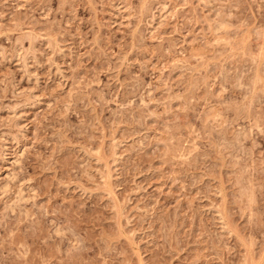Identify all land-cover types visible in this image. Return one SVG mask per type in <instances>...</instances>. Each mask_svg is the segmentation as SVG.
I'll use <instances>...</instances> for the list:
<instances>
[{
	"label": "rangeland",
	"instance_id": "374dc122",
	"mask_svg": "<svg viewBox=\"0 0 264 264\" xmlns=\"http://www.w3.org/2000/svg\"><path fill=\"white\" fill-rule=\"evenodd\" d=\"M0 264H264V0H0Z\"/></svg>",
	"mask_w": 264,
	"mask_h": 264
},
{
	"label": "bare ground",
	"instance_id": "6f19581e",
	"mask_svg": "<svg viewBox=\"0 0 264 264\" xmlns=\"http://www.w3.org/2000/svg\"><path fill=\"white\" fill-rule=\"evenodd\" d=\"M220 26H221V25H219V26H218V24H217V26H216V27H218V29H219V28H220ZM224 26H225V25H224ZM216 29H217V28H216ZM218 29H217V30H218ZM221 29H224V28L222 27ZM219 30H220V29H219ZM19 197H21V196H19ZM57 230H58V229H57ZM57 230H56V231H57ZM59 230H61V229H59ZM58 232H60V231H58ZM58 232H56V233H58ZM75 241H76V240H75Z\"/></svg>",
	"mask_w": 264,
	"mask_h": 264
}]
</instances>
